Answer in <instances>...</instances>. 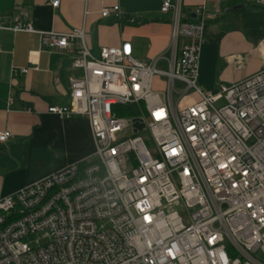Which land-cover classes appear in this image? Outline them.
Wrapping results in <instances>:
<instances>
[{
  "label": "built area",
  "instance_id": "built-area-1",
  "mask_svg": "<svg viewBox=\"0 0 264 264\" xmlns=\"http://www.w3.org/2000/svg\"><path fill=\"white\" fill-rule=\"evenodd\" d=\"M160 12L172 14L168 57L152 63L128 43L93 56L84 24L39 33L41 49L70 54L78 72L68 105L47 112L85 118L94 152L0 200V264H264V68L205 92L204 7L194 21L178 1ZM119 14L104 7L99 17ZM0 30L34 33L17 17H0ZM11 138L0 132V143Z\"/></svg>",
  "mask_w": 264,
  "mask_h": 264
},
{
  "label": "crops",
  "instance_id": "crops-1",
  "mask_svg": "<svg viewBox=\"0 0 264 264\" xmlns=\"http://www.w3.org/2000/svg\"><path fill=\"white\" fill-rule=\"evenodd\" d=\"M164 1L59 0L52 8L50 0H0V17H17L34 30H0V132L12 135L0 143V200L94 152L85 118L60 119L47 112L50 106L68 105L69 80L78 73L70 66V54L41 49L39 33L66 34L84 24L93 56L102 47L128 43L135 59L152 63L168 57L172 14L160 12ZM167 1L180 3L185 21H194L196 8L204 7L197 84L205 92L213 94L264 68V7L254 0ZM114 6L118 18L99 17L102 8ZM158 66L165 63L160 60ZM13 69L28 71L13 77Z\"/></svg>",
  "mask_w": 264,
  "mask_h": 264
},
{
  "label": "rangeland",
  "instance_id": "rangeland-1",
  "mask_svg": "<svg viewBox=\"0 0 264 264\" xmlns=\"http://www.w3.org/2000/svg\"><path fill=\"white\" fill-rule=\"evenodd\" d=\"M188 41H183V43H187ZM157 69L158 70H160V71H165L166 70V67H161V66H158L157 67ZM76 74L78 73L77 71H74ZM163 82H164V80H163V78L162 77H156V79H155V82H154V90H157V91H160V90H162V86H163ZM215 93V92H214ZM213 93V94H214ZM212 94V93H211ZM219 106V104H217L216 105V107H218Z\"/></svg>",
  "mask_w": 264,
  "mask_h": 264
},
{
  "label": "water",
  "instance_id": "water-1",
  "mask_svg": "<svg viewBox=\"0 0 264 264\" xmlns=\"http://www.w3.org/2000/svg\"><path fill=\"white\" fill-rule=\"evenodd\" d=\"M238 7H234L233 9H237ZM143 124H141L140 120H133V128L134 132H141L143 130Z\"/></svg>",
  "mask_w": 264,
  "mask_h": 264
},
{
  "label": "trees",
  "instance_id": "trees-1",
  "mask_svg": "<svg viewBox=\"0 0 264 264\" xmlns=\"http://www.w3.org/2000/svg\"><path fill=\"white\" fill-rule=\"evenodd\" d=\"M125 19V18H124ZM120 110H123V109H120ZM134 116L135 115V113H131V114H129V113H120V116H122V117H130V116Z\"/></svg>",
  "mask_w": 264,
  "mask_h": 264
},
{
  "label": "bare ground",
  "instance_id": "bare-ground-1",
  "mask_svg": "<svg viewBox=\"0 0 264 264\" xmlns=\"http://www.w3.org/2000/svg\"><path fill=\"white\" fill-rule=\"evenodd\" d=\"M10 32V31H9ZM64 119V118H63ZM2 144V143H1ZM79 163V162H78ZM14 194V193H13Z\"/></svg>",
  "mask_w": 264,
  "mask_h": 264
}]
</instances>
